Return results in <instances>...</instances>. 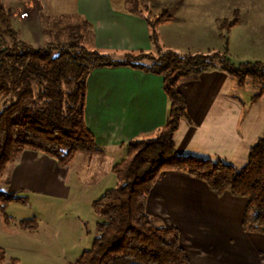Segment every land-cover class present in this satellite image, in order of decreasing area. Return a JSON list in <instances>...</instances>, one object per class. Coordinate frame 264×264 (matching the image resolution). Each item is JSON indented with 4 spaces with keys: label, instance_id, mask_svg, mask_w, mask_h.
Instances as JSON below:
<instances>
[{
    "label": "crops",
    "instance_id": "obj_1",
    "mask_svg": "<svg viewBox=\"0 0 264 264\" xmlns=\"http://www.w3.org/2000/svg\"><path fill=\"white\" fill-rule=\"evenodd\" d=\"M114 1L79 0L82 23L93 27L98 50L110 55L153 52L147 19L154 18L152 10L169 12L168 5L142 3L141 9H132L129 0H122L123 8ZM213 1L178 0L172 19L156 27L162 48L181 55L221 48L215 38L219 23L224 21L216 15L219 6ZM32 30L22 36L32 33L36 48H43L39 45L44 35L40 19L33 17ZM178 88L187 113L175 135L177 153L237 168L246 166L251 148L264 137V97L252 98V93H246L244 86L239 87L219 67L181 80ZM169 108L162 77L124 66L96 69L87 84L86 125L102 153L79 154L62 168L43 154L26 151L6 175L5 190L11 195L34 192L67 199L71 196L69 173L73 165L81 163L83 192L108 181L99 191L105 193L117 182L113 168L126 159L129 144L157 135ZM247 203V199L229 194L219 197L187 174L168 172L158 180L147 212L162 224L177 227L181 240L195 246L192 249L198 255L189 254L192 264H264V234L247 231L244 226Z\"/></svg>",
    "mask_w": 264,
    "mask_h": 264
},
{
    "label": "trees",
    "instance_id": "obj_2",
    "mask_svg": "<svg viewBox=\"0 0 264 264\" xmlns=\"http://www.w3.org/2000/svg\"><path fill=\"white\" fill-rule=\"evenodd\" d=\"M136 0H129L133 2ZM0 0V178L26 151L43 154L62 168L79 154L102 153L86 125L87 84L96 69L131 67L164 80L170 108L165 125L154 137L131 142L126 159L113 168L117 186L93 202L100 217L98 237L76 264H192L177 227L160 222L147 212L152 192L164 173H184L206 184L219 197L227 194L247 199L244 226L264 234V137L250 150L246 166L181 156L175 135L187 113L179 82L219 67L238 82L261 85L264 63L234 64L221 53L181 55L164 50L156 27L172 16L163 11L148 18L153 52H133L123 61L85 46L88 22L69 27L64 42L56 39L36 48L24 41L11 25V14ZM238 23H230L232 28ZM225 24V23H224ZM87 38V39H86ZM3 99H10L2 104ZM26 199L0 193V211ZM33 231V219L21 222ZM0 264H18L0 248Z\"/></svg>",
    "mask_w": 264,
    "mask_h": 264
},
{
    "label": "rangeland",
    "instance_id": "obj_3",
    "mask_svg": "<svg viewBox=\"0 0 264 264\" xmlns=\"http://www.w3.org/2000/svg\"><path fill=\"white\" fill-rule=\"evenodd\" d=\"M38 3V0H4L3 4L6 11L11 14L13 29L21 36L22 33L33 31V17H36V20L40 19L44 34L39 42L41 47L56 39L64 42L68 36V28L84 20L79 14V0H40L39 4L43 9L40 14L37 11ZM124 3L122 0H115L113 4L123 8ZM142 3L151 4L153 7L154 4L168 5L169 15H172L178 0H136L130 2L129 7L141 9ZM213 3L219 6L216 15L225 23H221L222 25L219 23V30L216 31L218 37L215 38V43L219 40L222 46L218 49L209 48L203 54H225L237 65L243 62L264 63V0H214ZM24 13L29 14L25 21L20 17ZM161 13V10H152L154 17ZM234 21L238 23L229 28L230 23ZM83 33L88 35L85 46L98 50L93 27L90 26ZM220 35L224 37H219ZM22 39L38 47V44L33 42L32 33L27 37L25 34ZM112 57L118 61L126 58L125 54L115 53ZM244 91L252 93L251 97L256 100L264 97H259L262 86L255 85L252 81L245 84ZM9 100L3 99L2 104ZM16 162L10 165L0 178V193H8L5 190V178ZM82 170L81 163L73 165L68 179L71 196H67V199L34 192L33 195L13 194L27 201L26 204L11 203L4 213L0 211V248L5 251L9 260L15 259L18 264H76L82 254L92 248L94 240L99 235L97 224L101 222L93 210V201L104 194L103 191H99L108 181L101 187L91 189L87 193L83 192L79 182ZM116 186L117 182L111 187ZM30 219H33V231L23 230L21 222ZM156 223L162 225L155 221ZM181 241L186 250L191 251L188 255H198V252L192 249L195 246L186 243L187 240Z\"/></svg>",
    "mask_w": 264,
    "mask_h": 264
},
{
    "label": "built area",
    "instance_id": "obj_4",
    "mask_svg": "<svg viewBox=\"0 0 264 264\" xmlns=\"http://www.w3.org/2000/svg\"><path fill=\"white\" fill-rule=\"evenodd\" d=\"M29 17V14L28 13H24L21 15V19H26Z\"/></svg>",
    "mask_w": 264,
    "mask_h": 264
}]
</instances>
